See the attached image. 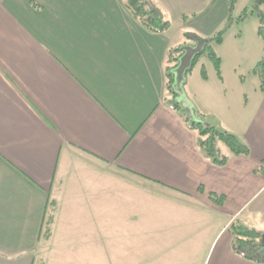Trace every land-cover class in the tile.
<instances>
[{"label": "crops", "instance_id": "0c3cea01", "mask_svg": "<svg viewBox=\"0 0 264 264\" xmlns=\"http://www.w3.org/2000/svg\"><path fill=\"white\" fill-rule=\"evenodd\" d=\"M113 3L125 19L106 16L105 0H0V251L21 253L17 261L29 264L32 257L24 255L38 249L49 213L55 222L51 235L56 226L62 172L76 157L81 162L98 160L116 180L152 188L158 200L183 210L175 214V222L165 218V209L154 216L162 221L163 237L171 238L168 245H97L103 264H169L146 254H174L178 244L185 253H201L199 264H258L234 252L232 226L249 227L255 220L264 224V207L258 204L264 195V91L259 88V101L238 123L232 104L223 114L217 103H207L214 96L225 101L227 94L220 95L219 88L176 87L173 102L183 107L186 122L170 106L166 91L169 31L153 33L121 0ZM182 68L175 70V83ZM247 108L248 102L243 110ZM194 120L236 135L249 146L250 156L223 151L227 165L213 164L198 147L189 126ZM211 194L224 196V204L214 203ZM93 201L104 213L107 200H98L96 194L90 198L97 221ZM24 205L32 207L25 211ZM140 206L138 195L136 216L130 220L139 225L136 237L144 238L143 228L149 224ZM19 215L26 222L35 220V230L27 234L28 242L37 240L9 247L6 241L16 234ZM128 234L124 230L122 236ZM179 238H185L184 245ZM190 259L183 263L197 264Z\"/></svg>", "mask_w": 264, "mask_h": 264}, {"label": "rangeland", "instance_id": "374dc122", "mask_svg": "<svg viewBox=\"0 0 264 264\" xmlns=\"http://www.w3.org/2000/svg\"><path fill=\"white\" fill-rule=\"evenodd\" d=\"M121 1L123 2V0ZM151 1L163 11L171 25L168 30V39L172 40V46L167 55L166 67L170 52L173 51L174 53L175 50H180L179 54H182L178 69L183 67L181 70L183 72L179 79L176 78L174 88H209V91L212 90V92L219 88L220 95L227 94L225 101L220 99L217 101L214 96L209 97L210 99L206 100L207 103L212 106L217 103L220 106L217 109L223 114L227 113V107L232 104L237 110L236 116L233 118L234 122L239 123V120H246L252 112L251 109H254L252 108L254 102L260 99L259 96L262 93L259 88L264 86V41L258 33L259 19L257 13L254 12L255 0H235L234 2L233 0ZM105 5L106 10L103 13L106 16H111L114 21L117 18L125 19L121 11L114 5L113 0H105ZM244 12H247L248 15L242 19ZM222 32L223 43L220 45L217 44L216 38ZM212 39L215 40L210 42ZM209 42L215 54L221 58L222 80L217 75L215 65L209 57L203 56L193 68H190L192 56L201 51L204 45ZM184 67H188L190 71H184ZM203 69L208 76L207 82L202 75ZM247 102L248 110H243ZM208 116H212V113ZM216 128L220 130V128ZM220 146L225 153L230 152L224 145L220 144ZM88 160L81 162L75 157V160L68 161L67 170L62 172V198H59L61 213L58 221L51 238L47 242H45L44 233L41 234L40 240L37 238L34 240H37L36 248L38 249H35L33 253L24 255L32 257L29 264H103L104 260L100 259L101 254L95 251L97 245H107L108 247L114 245L115 248L122 245L137 246L138 244L149 245L151 243L164 247L171 241V238L163 237V233L159 231L162 221L155 219L154 216L158 214L157 210L165 209L166 212L163 213L165 218H171L175 222V214L183 212V210H175L174 204L169 200L164 202L158 200L159 194L154 189L147 187L142 190L135 184V186L132 184L128 186L126 183L116 180L118 177H115L110 171L111 169L105 170L100 161ZM121 184L124 185V188L121 187ZM21 189L23 190V188L18 190L19 194H22ZM95 194L98 196V200H107L104 213L99 208V203L93 201L92 207L97 209V221L94 220L90 212L91 204L89 202L90 198L94 199ZM137 194L140 197V213L146 215V224H149L143 228L145 231L144 238L136 237L139 225L137 227V221L130 220L131 216H136L134 211L137 212ZM30 198L36 202L34 193ZM30 198L28 197L29 200ZM143 198L146 210L143 209ZM258 204L260 207L261 205L264 207V195L258 200ZM31 207L32 205H24L23 209L26 211L27 208L30 209ZM36 208L38 207L36 206ZM254 208L256 205L251 210ZM263 212L264 210H262ZM19 216L22 220L18 219L16 234L6 241L9 247H26L34 242L33 237L32 242H28L30 236H28L27 231L35 230L36 225H31L32 221L35 223V220L26 222L23 219L25 215ZM33 217L35 219V215ZM95 222L98 228L95 227ZM248 223L251 225L249 228L254 229L253 227H255L257 231L261 229L264 232V224L260 220ZM167 225L170 227V224ZM143 229L141 230L142 233ZM124 230L125 233H129L128 237L122 236ZM156 230L159 232L158 234H155ZM154 235L158 238H154ZM149 236L150 238H148ZM142 239L144 241L141 243ZM176 239L178 238H172L173 241ZM182 239L185 238H179V241ZM184 243L185 240L183 245ZM73 246L76 247V252H66L72 250ZM58 247L65 249L56 253L55 249ZM146 255L147 257L155 256L151 260L160 263L185 264L183 262H186L187 257H190L192 260L190 259L189 262L199 264L202 254L190 251L185 253L182 246L178 244L174 254L162 251L157 254ZM19 257L22 258L23 255L21 253L20 255H13L9 252L0 251V264H20L17 261ZM22 264L27 263L22 260Z\"/></svg>", "mask_w": 264, "mask_h": 264}, {"label": "trees", "instance_id": "16d2710c", "mask_svg": "<svg viewBox=\"0 0 264 264\" xmlns=\"http://www.w3.org/2000/svg\"><path fill=\"white\" fill-rule=\"evenodd\" d=\"M235 0H233L234 2ZM231 3V5L233 4ZM125 7L130 11L132 16L141 23L147 30L161 34L165 33L170 29V22L167 19L163 11L154 4L151 0H123ZM254 12L257 13L259 19V35L264 41V0H255ZM248 13L244 12L245 18ZM222 33H219L216 40L217 44L223 43ZM215 39L210 40L213 41ZM206 43L203 49L192 56L191 67L193 68L197 62L203 57H209L217 71V75L222 80V62L215 52L213 51L211 44ZM180 50H175L170 52L168 56V66H167V94L170 96V106L177 111L181 117H184L186 122L188 118L184 114L183 107L179 103H174L173 101L177 98V93L174 89L175 85V70L180 67V59L182 54H179ZM190 71V70H188ZM202 75L204 80H207L208 76L205 69L202 70ZM264 91V86L261 88ZM189 126L194 131L197 136V144L201 152L215 165L225 166L229 162V157L224 154L220 144L227 147L233 156L249 157L251 152L248 145L242 142L236 135L227 132L220 131L216 127L201 121H191ZM264 172V170H261ZM202 191V189H201ZM211 200L218 204L223 205L225 202L224 196H217L215 194L210 195ZM54 223V216L49 213L44 220V231L43 236H45V241L51 238V226ZM232 233L234 236L233 250L236 254L241 255L243 258L253 261L258 264H264V245H262L261 239L262 234L255 229L246 227L240 223L234 224L232 226Z\"/></svg>", "mask_w": 264, "mask_h": 264}, {"label": "water", "instance_id": "95a60500", "mask_svg": "<svg viewBox=\"0 0 264 264\" xmlns=\"http://www.w3.org/2000/svg\"><path fill=\"white\" fill-rule=\"evenodd\" d=\"M261 242H262V245H264V235L262 236Z\"/></svg>", "mask_w": 264, "mask_h": 264}]
</instances>
